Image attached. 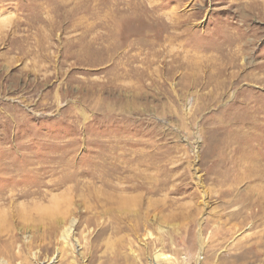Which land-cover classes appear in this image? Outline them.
<instances>
[{
	"label": "rangeland",
	"instance_id": "1",
	"mask_svg": "<svg viewBox=\"0 0 264 264\" xmlns=\"http://www.w3.org/2000/svg\"><path fill=\"white\" fill-rule=\"evenodd\" d=\"M0 264H264V0H0Z\"/></svg>",
	"mask_w": 264,
	"mask_h": 264
},
{
	"label": "bare ground",
	"instance_id": "2",
	"mask_svg": "<svg viewBox=\"0 0 264 264\" xmlns=\"http://www.w3.org/2000/svg\"><path fill=\"white\" fill-rule=\"evenodd\" d=\"M248 158V157H247ZM252 162V161H251ZM70 231H71V228H67V229H65L64 231H63V233H62V239L64 240H66L67 238H68V235L70 234Z\"/></svg>",
	"mask_w": 264,
	"mask_h": 264
}]
</instances>
